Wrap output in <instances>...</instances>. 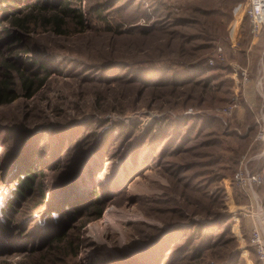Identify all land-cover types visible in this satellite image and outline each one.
Returning a JSON list of instances; mask_svg holds the SVG:
<instances>
[{"label":"rangeland","instance_id":"374dc122","mask_svg":"<svg viewBox=\"0 0 264 264\" xmlns=\"http://www.w3.org/2000/svg\"><path fill=\"white\" fill-rule=\"evenodd\" d=\"M210 1L68 0L84 24L63 11L65 0H12L16 15L0 10V79L10 59L33 77L36 51L49 68L31 97L13 71L20 95L0 103V207L23 132L44 129L23 152L47 163L46 196L0 219V264L31 263L46 249L41 212L59 206L51 190L79 152L87 160L75 192L98 183L111 198L100 218L53 221L77 237L64 264L261 263L251 236L264 218V31L251 33L245 4L223 0L216 11ZM7 33L19 40L4 42ZM245 168L262 182L235 181Z\"/></svg>","mask_w":264,"mask_h":264},{"label":"trees","instance_id":"16d2710c","mask_svg":"<svg viewBox=\"0 0 264 264\" xmlns=\"http://www.w3.org/2000/svg\"><path fill=\"white\" fill-rule=\"evenodd\" d=\"M8 1L12 0H2L0 1V10L9 13L11 16L16 15V8L15 6H12L11 3ZM19 1V0H15ZM231 4L232 6H238L242 3H244L246 0H226ZM68 0H65V2L62 4L63 11L67 14L72 15L78 19V21L81 24H84V18L83 14L79 13L76 8L69 7L67 5ZM210 4H213L214 10H220L222 9L221 5H225L223 0H211ZM43 9H48L51 6L49 4H44V6L39 5ZM55 8L61 6V2L54 3L53 5ZM216 13L217 12H212ZM249 21V28H250V20ZM251 31V28H250ZM11 40H19L18 34L14 33H7L6 38L3 39L4 42H9ZM38 48V46H36ZM40 48V47H39ZM23 52V51H22ZM16 59V58H13ZM11 61L5 60L4 68L8 71L5 72V78L3 77L0 79V103H10L17 99L20 95V92L17 88V82L14 80L11 73L13 71L18 72V77L21 82V88L23 91H25V94L29 97H31L34 92L37 90V88L43 84L44 79H41L38 77V73L40 71L45 72V75L49 74V68L46 67L44 64L43 59L36 51V54L32 56L31 61L29 62V66H38L37 72H33V77L27 75L25 71H23L20 66L17 64L15 60L10 59ZM10 71V72H9ZM15 85V86H14ZM44 129L35 128L32 130H28L27 133H24L18 138L17 143L12 146L11 153L8 154V161L9 164L11 163H17L20 164L19 169H15L14 174L11 178L12 181V187L10 195L8 196L5 204L0 207V219H3L4 217H9L13 212L15 211L14 206H21L20 203H22L23 200L29 199L30 197L36 195V194H42L43 196H46V186L44 184V181L40 179V175L44 171V168L47 167V163L45 160L44 164H40L38 161L31 160L33 157L34 152L30 155H26L23 152V148L26 146V144L30 141L31 138H33L37 133L42 131ZM87 160V156L84 157V154L79 152L77 155L73 156L71 159L72 165L70 168L64 173H62L56 184L51 190V195L62 198V201L59 202V206L56 208L54 207H45L42 210L41 218L43 219L42 222H44L45 226V234L43 236L42 241H47V244L45 246L46 249L43 250L41 254H38L35 259L32 260V262H38L42 264H64L66 257L72 253L74 246L77 242V237H73L71 239H66V235H68V228L61 229L63 225H65L64 221H57L54 223L53 221L55 219H63L61 217H67L65 215H69L70 218H77L79 216L84 215H90L94 218H100L103 216V213L106 208L107 201L111 198H109L108 194L105 192V189L103 186L99 185L98 183H93L92 186L89 188L87 194L82 195L80 192H75L76 188L74 189V186L77 182H75V178L77 173L80 171V167L84 164V162ZM7 183V184H10ZM116 195H112L114 197ZM49 199L47 202H50V195L48 196ZM47 197V198H48ZM63 211H66L69 214H64ZM54 212H59L60 214H53ZM38 213H32L29 215L28 219L29 222L32 220L34 221L35 217ZM89 216V217H90ZM52 222L54 224H52ZM52 224V225H51ZM17 227V226H16ZM71 227V226H70ZM69 227V228H70ZM205 227V226H204ZM0 229H1V223H0ZM204 228L199 226L197 229L198 233L201 232V236L204 233ZM5 234V233H4ZM8 234V233H7ZM2 237H0L1 239ZM3 239V238H2ZM162 239V238H161ZM195 258H199L203 254V249L201 247H198L195 249ZM50 253H53V256H51ZM184 253V252H183ZM47 257L51 258V262H44ZM193 257V258H194ZM26 263V264H32Z\"/></svg>","mask_w":264,"mask_h":264},{"label":"built area","instance_id":"2783aa9c","mask_svg":"<svg viewBox=\"0 0 264 264\" xmlns=\"http://www.w3.org/2000/svg\"><path fill=\"white\" fill-rule=\"evenodd\" d=\"M242 4H245V13L250 20L251 33L254 36H259L262 31H264V0H246ZM241 23L240 19L234 21L233 41H235L234 39L240 31V27L242 26ZM219 55H222V52H219ZM230 110L232 112V108H225V111L228 113H230ZM257 139L260 142L264 141V127L257 135ZM234 180L238 183H241V180H245V182L253 188L255 184L262 182L263 177L261 174L250 172L245 168L236 173ZM251 240L261 262L260 264H264V218L258 217L256 219V225L252 230Z\"/></svg>","mask_w":264,"mask_h":264},{"label":"water","instance_id":"95a60500","mask_svg":"<svg viewBox=\"0 0 264 264\" xmlns=\"http://www.w3.org/2000/svg\"><path fill=\"white\" fill-rule=\"evenodd\" d=\"M84 163H85V162H84ZM81 167H82V166H81ZM81 167H80V169H81ZM78 174H79V172H78L77 175H76V178H75V180H74L75 182H77ZM12 179H13V178L7 179L5 182H6V183H10V182L12 181Z\"/></svg>","mask_w":264,"mask_h":264},{"label":"bare ground","instance_id":"6f19581e","mask_svg":"<svg viewBox=\"0 0 264 264\" xmlns=\"http://www.w3.org/2000/svg\"><path fill=\"white\" fill-rule=\"evenodd\" d=\"M119 229H120V231H121V227H120Z\"/></svg>","mask_w":264,"mask_h":264}]
</instances>
